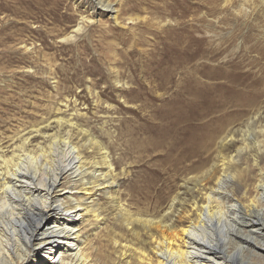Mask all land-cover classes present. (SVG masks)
<instances>
[{
	"label": "rangeland",
	"instance_id": "obj_1",
	"mask_svg": "<svg viewBox=\"0 0 264 264\" xmlns=\"http://www.w3.org/2000/svg\"><path fill=\"white\" fill-rule=\"evenodd\" d=\"M101 1L0 0V141L69 137L91 161L97 137L114 182L96 178V216L78 223L83 245L111 251L115 232L119 244L131 226L149 233L118 203L131 218L160 217L214 181L224 155L238 195L264 169V0Z\"/></svg>",
	"mask_w": 264,
	"mask_h": 264
},
{
	"label": "bare ground",
	"instance_id": "obj_2",
	"mask_svg": "<svg viewBox=\"0 0 264 264\" xmlns=\"http://www.w3.org/2000/svg\"><path fill=\"white\" fill-rule=\"evenodd\" d=\"M84 22L81 19L68 38ZM48 138L47 146L37 143L31 148L29 137L0 141V264H264L263 168L254 175L250 191L238 195L233 183L237 173L229 171L232 160L225 161L224 155L222 169L212 170L214 181L184 189V196L172 201L160 217L131 218L127 206L118 203L121 218L130 225L139 222L149 231L148 237L140 238L131 226L136 243L127 239L119 244L115 232L110 238L113 250L105 251L89 242L82 244L78 222L89 213L96 216L93 204H88L93 188L102 184L96 178L102 176L104 189L114 182L106 146L97 137H88L99 151V160L88 161L82 147L69 137ZM255 145L264 149V137ZM250 162L258 167L257 154ZM77 180L82 181L79 191L70 184Z\"/></svg>",
	"mask_w": 264,
	"mask_h": 264
}]
</instances>
